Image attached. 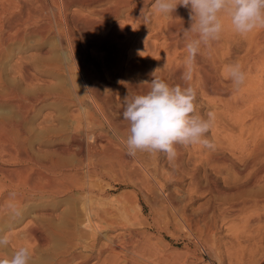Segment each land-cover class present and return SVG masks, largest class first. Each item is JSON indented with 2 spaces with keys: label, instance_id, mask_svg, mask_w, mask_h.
<instances>
[{
  "label": "bare ground",
  "instance_id": "bare-ground-1",
  "mask_svg": "<svg viewBox=\"0 0 264 264\" xmlns=\"http://www.w3.org/2000/svg\"><path fill=\"white\" fill-rule=\"evenodd\" d=\"M9 1H6L7 5ZM23 1H16L17 5L14 7L18 10L17 13L10 17L7 15L6 19L2 15L9 12V8L8 11L5 9L4 1L5 4L1 5L0 49L5 37L17 34L22 22L25 23L32 16L35 9L33 1ZM45 1L50 5L49 8L57 10L62 17H67L66 10L71 6L85 7L88 10L83 21L74 22L73 26L78 35L68 25L61 26L65 41L63 43L66 44L68 52L69 63L66 69L70 74L71 85L60 96L73 105L75 115H72L74 120L71 119L75 122L70 127L66 144L57 146L54 152L75 156L76 162L65 168L62 160L54 159L57 156L45 162L38 161L37 170L33 169L36 172L33 174L34 178L31 179L30 175V179H19L13 175L9 179L8 182L13 187L11 192L4 191L5 183L0 179V199L6 196L10 199L9 202L18 206L31 192L42 195L73 190L78 195H84L79 205L82 220L75 222L88 228L83 237L84 241L79 243L77 235L64 234L69 248L52 264H89L90 260H93L91 264H152L151 246L143 229L148 227L146 219H138L137 215H132L126 202L113 204L98 200L111 187L110 184L104 185L99 181L102 176L108 175L121 177L118 178L122 180L121 183L133 187L135 193L132 197L135 202L139 203V194L149 191L158 204L166 200L173 204L171 195L168 193L163 196L161 192L163 184L159 180L162 171L158 158L162 153L138 152L134 158L127 155L126 147L122 143V139L127 136L128 127L127 122L122 119L123 101L120 104L118 102L119 106L113 110V94L119 97L116 98L118 101L126 94L146 92L149 85L143 82H150L153 73L169 85L187 86L181 76L191 67L193 79L187 83L197 93L211 103H223L224 112L242 109L237 125L242 134L240 146L245 158L240 169L247 184L259 185L264 181V28H257L248 35L244 42L238 44V51L235 52L231 43L235 41L236 34L231 32L234 30H229L230 19L222 14L224 27L219 40L210 47L202 45L195 63L189 65L183 39L184 28L190 27L191 23L186 9L178 6L173 15L161 14L155 10V23L152 28L143 32L140 37L136 34L135 38V32L142 25L141 9L144 11L148 0ZM119 19L122 20L113 24ZM77 36L83 41V51L76 44ZM133 40L134 45L129 46ZM235 53H238L237 64L246 73L245 83L239 90L234 88L228 75L229 62ZM140 54L148 56V60L140 59ZM12 98L14 97L10 99L13 100ZM4 122L0 124V156L9 153V147L6 149L1 142H13V125L11 121L10 126L6 125L8 122ZM176 149L178 155L174 161L179 162V145H176ZM12 150L10 152L14 153ZM14 170V167L10 170L0 167V175ZM17 171L19 170L15 172ZM54 175L61 177L55 179ZM215 192L220 191L215 188ZM237 192L244 190L238 189ZM240 205V209H245L243 213L246 210L258 212L257 216L247 217L244 226H247V222L253 224L264 221V201L249 199ZM187 225L190 227L188 223ZM200 227L197 225L199 232ZM33 232L34 230L30 234ZM108 232L114 233L107 235ZM39 237L37 236L38 239ZM100 239H104V242L98 244ZM204 242L210 243L208 236H205ZM251 256L254 258L251 264H264V249L252 252Z\"/></svg>",
  "mask_w": 264,
  "mask_h": 264
},
{
  "label": "rangeland",
  "instance_id": "rangeland-1",
  "mask_svg": "<svg viewBox=\"0 0 264 264\" xmlns=\"http://www.w3.org/2000/svg\"><path fill=\"white\" fill-rule=\"evenodd\" d=\"M6 1L8 2H0V8L1 5L6 6V10L9 8V12H6L8 14L2 15L3 19L17 13L14 6L23 0H10L11 7ZM30 1L34 3L35 9L31 16L34 18L30 17V21L28 19L25 23L22 22L24 26L19 27L17 34L6 36L0 49V124L5 121L4 123L8 122L6 125H13V142H1L6 149H10H7L9 153L0 156V167H6L7 170L15 168L13 172L5 173V176L0 175L6 192L12 191L13 187L8 181L13 175L19 179L29 178L30 175L31 179L34 178L38 161L45 162L57 156L54 159L62 160L65 168L76 162L75 156L54 152L57 146L66 144L70 127L75 122L74 116L72 117L75 115L73 105L60 96L71 85L70 74L66 69L69 63L68 52L63 43L65 41L61 26L68 25L78 35L74 22L83 21L88 10L85 7L80 9L71 6L66 10L67 17H62L57 10L49 8L50 5L45 0L23 2ZM145 4L142 25L135 32V38L147 32L155 23V9L152 7L154 0H148ZM181 9L185 10L184 7ZM185 11L189 12L187 9ZM60 19L65 22L62 24ZM229 30L234 29L230 26ZM256 30L243 36L231 31L236 34L235 41L231 43L235 52L238 51V44ZM76 44L83 51V41L78 36ZM131 45H134V40L130 42L129 46ZM237 54L230 59V65L237 64ZM139 58L148 60V56L142 54ZM114 94L111 102L113 110L122 102L121 98L117 101L119 97ZM9 96L14 97L13 100ZM241 111L242 109L224 112L223 103H211L197 93L198 114L205 119L208 112L215 114L208 134V139L215 144V148L212 150L201 145H179V162L168 159L163 153L159 156L162 171L159 181L163 184L161 192L163 196L169 193L173 204L167 200L158 204L149 191L138 193L139 203L135 202L132 197L134 188L121 183L122 180L118 179L121 177H116L117 180L114 176L104 175L99 179L102 184L111 185L100 196L99 201L113 204L126 202L132 215H137L138 219L145 218L148 222V227L143 229L151 246L152 264H251L254 259L251 253L264 249V221L253 224L247 222V226H244L247 217L257 216L258 212L246 210L243 213L245 209L239 208L245 200L264 201V181L256 186L249 185L240 169L245 158L240 146L242 134L237 125L238 118L242 116ZM25 164L29 167L28 170ZM16 170L19 171L15 172ZM56 176L54 175L55 179L61 177ZM215 188L220 192L216 193ZM238 189L244 192H237ZM61 192L63 191L42 195L31 192L18 206L2 196L0 234L9 235L10 244L0 248V256L11 257L15 250L24 246L32 252L29 264H52L69 248L64 234L77 235L79 243L84 241L88 228L75 223L82 220L79 205L84 195H78L73 190ZM14 208L20 210L19 216H13ZM196 221L198 224H195ZM197 225L201 226V232ZM33 230L34 236L30 234ZM108 233L107 235H112L114 232ZM37 236H40L39 239ZM205 236L209 237L210 243L204 242ZM100 242L103 243L104 239H100L98 244ZM92 262L90 260L89 264Z\"/></svg>",
  "mask_w": 264,
  "mask_h": 264
},
{
  "label": "clouds",
  "instance_id": "clouds-1",
  "mask_svg": "<svg viewBox=\"0 0 264 264\" xmlns=\"http://www.w3.org/2000/svg\"><path fill=\"white\" fill-rule=\"evenodd\" d=\"M178 6L189 10L190 27L183 31L189 65L195 63L202 45L210 47L219 40L224 27L221 14L241 35L264 28V0H154L152 5L166 15H173ZM228 75L236 90L245 83L246 73L239 64L230 65ZM181 79L187 86L169 85L153 73L150 82H143L149 85L146 92L123 97L122 119L128 127L122 143L129 157L134 158L138 152L163 153L171 160L178 155L176 145L214 150L208 134L215 114L208 112L207 119L198 114L197 90L187 83L193 79L191 67ZM20 214L19 209H13L14 217ZM9 244V236L0 234V248ZM31 258V250L22 246L11 257L0 256V264H29Z\"/></svg>",
  "mask_w": 264,
  "mask_h": 264
}]
</instances>
